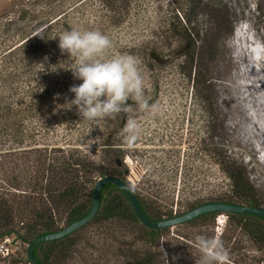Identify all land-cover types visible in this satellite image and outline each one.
<instances>
[{
  "label": "rangeland",
  "instance_id": "obj_1",
  "mask_svg": "<svg viewBox=\"0 0 264 264\" xmlns=\"http://www.w3.org/2000/svg\"><path fill=\"white\" fill-rule=\"evenodd\" d=\"M239 3V8L234 9V0H35L30 4L0 0V74L4 75L12 63L7 58L10 50L28 38L31 43L26 54H35L29 64L36 76L52 65H62L71 74L67 69L72 60L64 59L67 54L62 55L59 47L51 50L50 40L56 42L62 33L61 22L70 30H99L112 41L111 55L130 54L138 59L145 94L160 109L155 115L135 114L141 134L135 146L128 148L121 136L126 123L123 114L88 122L81 119L74 106L67 111L59 108L63 106L59 97L74 98L69 92L74 81L62 76V67L57 74L49 73L59 86H51L53 90L48 92L52 101L59 104L54 112L45 114L50 126L34 132L38 116L32 115L19 128L14 146L18 150L31 145L40 149L78 148L93 160L109 157L120 164L127 184L143 202L176 215L230 196L229 172L240 167L254 189L259 208L264 210V152L254 140H242L241 100L223 87L236 80L233 64L226 63L235 28L253 21V32L264 38V0ZM20 9L29 10L30 15L19 16ZM253 49L264 51V44ZM259 71L264 74L262 69ZM258 78L256 75L246 80L248 85L238 89L260 90L264 83L254 84ZM24 79L23 74L15 78L17 92L15 88H2L4 83L0 81V107L12 102L15 110L24 111L23 106L32 104L33 85L28 86ZM24 135L29 136L25 139ZM105 138L110 156L101 152ZM6 145L11 148V144ZM21 156H0V196L11 191L13 178L27 170ZM4 162L6 166H2ZM33 166L32 175L36 171L34 161ZM222 215L226 223L218 229L217 219ZM59 222L63 224L62 220ZM197 235L219 236L228 252V264L264 261V246L247 240L227 214H218L213 223L196 221L170 227L157 249L164 252L169 264H197L201 255L196 246ZM136 236L133 227L125 230L89 223L75 235L78 244L64 264H125L127 259L119 254V248H123V241L133 242ZM26 247L23 244L22 250Z\"/></svg>",
  "mask_w": 264,
  "mask_h": 264
},
{
  "label": "trees",
  "instance_id": "obj_2",
  "mask_svg": "<svg viewBox=\"0 0 264 264\" xmlns=\"http://www.w3.org/2000/svg\"><path fill=\"white\" fill-rule=\"evenodd\" d=\"M234 1L237 4L234 9L239 8L240 0ZM20 13L19 16L30 15L29 10H21ZM61 24L63 25L62 32L70 30L69 25L66 26L62 22ZM254 28L253 21L247 26L240 25L235 28L228 43L229 56L226 63L233 64L236 80H230L232 85L223 84V87L231 91L232 95L234 93H236V96L239 95L238 98L241 100L240 109L243 112L244 120L241 126L239 125V135L242 140H254L258 149H262L264 152V84L257 91L238 89L241 85H248L246 80L252 79L256 75L259 78L256 81L254 80V84L264 83V74L259 71V69L264 71V51L253 49L258 44H264V38L253 32ZM48 29L51 30L52 26H48ZM30 41L31 38L24 39L19 47L10 50L7 58L12 63L8 64L4 75L0 74V81L4 83L2 88L8 91L15 88V78L20 74L25 76L24 80L28 86L33 85L32 90H30L34 92L31 96L32 104L23 106L27 114L21 111L20 108L15 110L12 102L3 108L0 107V112L5 113L4 115L0 113V151L3 152L0 153V156H16L17 158L20 154L27 165V170L23 174L13 178L14 185L11 187V191H7L0 196V239L6 235L15 234L27 247L33 240L59 232L69 224L86 216L90 211L94 187L99 179L112 176L121 178L126 182L125 176L120 170V164L109 157L103 160H93L84 155L78 148L47 147L40 149L38 145H31L28 149L18 150L17 145L14 146L18 139L19 128L25 125V121L29 120L32 115H37L33 131L40 132L43 128L50 126L47 123L45 114L52 113L54 112L53 109L59 107L56 101H52L51 94H48L50 90H53L51 86L59 87L57 82L54 84L49 77L50 66H46L44 73L39 76H36L32 69L30 70L31 65L29 62L34 60L35 56V54H26ZM50 42H52L51 50H57L56 42L59 43V39L56 42L52 40ZM45 44L47 45V43ZM67 57L68 55L63 58L68 59ZM62 67L64 66L58 65L57 71L54 73L57 74ZM65 69L66 67L61 71L64 78L69 79L71 82L74 81L73 84L79 85L82 83V81L74 79L72 73L70 74ZM66 84L67 81H64V85ZM14 91L17 92V88ZM42 99L44 101L41 102ZM71 99L73 98L59 97L58 101H61L60 104L63 103V106L59 108L63 107V110H69V105L65 104L67 100ZM233 124L238 125L235 121ZM28 136L24 135L25 139ZM107 138L102 142L101 152H106L110 156ZM7 143L11 144V148H8ZM33 161L36 163V171L34 173L32 170L34 173L32 175L30 168H34ZM13 165L18 167L17 164L13 163ZM30 165L32 166L30 167ZM2 166H6V163H2ZM229 179L231 181V195L227 198L211 200L209 203L217 202L260 207L254 189L240 167L231 169ZM16 191L18 193H15ZM136 196L145 214L152 220L161 221L177 216L172 211H158L157 208L150 207L143 202L138 195ZM218 214H203L186 223L196 221L213 223ZM227 215L235 229H240V233L247 240L258 247L264 246L263 219L248 214ZM17 220L19 221L17 222ZM59 220L63 221L62 225L59 224ZM89 223L112 228L120 227L125 230L130 227L136 229L137 236L133 238L134 241L130 243L123 241L121 243L123 248H119V254L127 259L125 264H169L164 252L157 249L160 245L159 240L169 228L151 229L142 225L129 200L116 186L111 184L104 186L97 214ZM78 232L79 229L63 238L36 246L34 249L36 260L40 264L66 263L72 257L78 244L77 239L74 238ZM143 246L145 248H141ZM27 247L25 251H27ZM255 261L264 264V261L260 259Z\"/></svg>",
  "mask_w": 264,
  "mask_h": 264
},
{
  "label": "clouds",
  "instance_id": "obj_3",
  "mask_svg": "<svg viewBox=\"0 0 264 264\" xmlns=\"http://www.w3.org/2000/svg\"><path fill=\"white\" fill-rule=\"evenodd\" d=\"M58 38L61 54H67L72 60L67 70L74 79L82 81L70 86L69 92L74 98L67 100L65 105H69L68 109L74 106L81 119L88 122L114 119L123 114L126 123L121 136L125 146L134 147L141 134L135 114L155 115L160 110L145 94V80L138 59L130 54L111 55L112 41L99 30L73 28L62 32ZM57 68L58 65L50 66L53 72ZM195 241L201 254L197 264H228V252L219 236L197 235Z\"/></svg>",
  "mask_w": 264,
  "mask_h": 264
},
{
  "label": "water",
  "instance_id": "obj_4",
  "mask_svg": "<svg viewBox=\"0 0 264 264\" xmlns=\"http://www.w3.org/2000/svg\"><path fill=\"white\" fill-rule=\"evenodd\" d=\"M111 184L116 186L129 200L138 220L140 223L151 229H162L170 228L177 225L184 224L200 215L207 213H219V214H248L254 215L264 220V210L262 208L254 206H243V205H233L226 203H205L199 205L181 215L174 216L172 218L164 219L161 221H155L150 219L144 212L136 194L130 188V186L121 178L105 176L97 181L93 191V199L90 211L83 218L69 224L68 226L61 229L59 232L44 235L40 238L33 240L27 247V258L30 264H40L35 256L34 249L36 246L51 242L67 235H70L88 224L97 214L100 206L101 193L104 186Z\"/></svg>",
  "mask_w": 264,
  "mask_h": 264
},
{
  "label": "built area",
  "instance_id": "obj_5",
  "mask_svg": "<svg viewBox=\"0 0 264 264\" xmlns=\"http://www.w3.org/2000/svg\"><path fill=\"white\" fill-rule=\"evenodd\" d=\"M23 3L30 4L35 0H22ZM224 214V213H223ZM226 223L224 215L217 219V228H221ZM22 241L16 235H6L0 240V264H30L27 258V251L22 250ZM20 251L22 254H20Z\"/></svg>",
  "mask_w": 264,
  "mask_h": 264
},
{
  "label": "flooded vegetation",
  "instance_id": "obj_6",
  "mask_svg": "<svg viewBox=\"0 0 264 264\" xmlns=\"http://www.w3.org/2000/svg\"><path fill=\"white\" fill-rule=\"evenodd\" d=\"M122 121L124 122V120H122ZM113 134H114V133H113ZM112 136H113V135H112V134H110V139L112 138Z\"/></svg>",
  "mask_w": 264,
  "mask_h": 264
}]
</instances>
